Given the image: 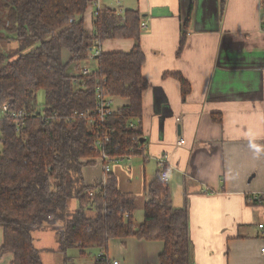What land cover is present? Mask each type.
<instances>
[{"label": "trees", "instance_id": "trees-1", "mask_svg": "<svg viewBox=\"0 0 264 264\" xmlns=\"http://www.w3.org/2000/svg\"><path fill=\"white\" fill-rule=\"evenodd\" d=\"M88 1L0 0V103L29 114L17 126L11 120L0 123V256L12 254V264H44L33 233L52 231L64 255L70 248L80 256L92 246L106 251L111 239L134 236L164 243L160 264H188L187 206L172 205L158 174L148 186L138 226L136 197L118 190L115 175L106 172L102 181L84 182L83 166L92 165L102 152L109 157L140 152L142 94L148 87L141 71L145 54L139 44V12L117 14L102 6L88 32ZM115 38L136 43L129 53H100L87 75L67 73L69 63L79 67L105 40ZM63 48L70 53L65 64ZM97 87L106 97L129 100L101 126L86 114L95 109ZM39 90L45 92L41 104ZM130 121L136 125L129 127ZM98 131L105 136L101 147L95 144ZM72 199L77 201L74 211L69 210ZM70 259L65 255L63 264Z\"/></svg>", "mask_w": 264, "mask_h": 264}, {"label": "crops", "instance_id": "crops-1", "mask_svg": "<svg viewBox=\"0 0 264 264\" xmlns=\"http://www.w3.org/2000/svg\"><path fill=\"white\" fill-rule=\"evenodd\" d=\"M101 3L117 7L115 0ZM121 8L137 10L146 24L139 44L148 87L139 124L143 148L109 165L118 190L143 207L160 171L157 157L169 153L172 205L188 210V264H264L258 227L264 224V0H122ZM84 27L93 31L87 11ZM135 43L107 39L98 49L129 53ZM61 59L69 62L65 48ZM90 60L85 68L93 70ZM109 101L112 113L129 105L119 96ZM93 161L82 168L87 185L106 175L102 159ZM253 195L261 200L250 202ZM163 248L162 241L129 236L111 239L106 251L119 264H160ZM12 260L10 253L0 256V264Z\"/></svg>", "mask_w": 264, "mask_h": 264}, {"label": "built area", "instance_id": "built-area-1", "mask_svg": "<svg viewBox=\"0 0 264 264\" xmlns=\"http://www.w3.org/2000/svg\"><path fill=\"white\" fill-rule=\"evenodd\" d=\"M121 1L122 0H115L117 3V7L114 10L115 13L119 14L122 13L123 10L121 8ZM102 8V3L101 0H89L87 3V7L85 9V12H89L93 17L97 15V13L100 11ZM140 28L141 30L146 29V24L145 22L140 23ZM262 30L264 31V25H262ZM100 54V50L96 48L93 50L91 53V57L94 58L97 55ZM90 73V70L88 68H84L81 70L80 74L82 75H87ZM111 97H106L103 93L100 87L96 88V104H95V109L92 112H87V116L91 117L92 120L98 125L101 126L106 117L112 113L110 109V99ZM28 112L24 109H14L8 102H3L0 103V123L6 120H11L13 121L16 126L18 124H22L25 119L28 117ZM176 121L179 122V118H176ZM136 125L135 121H130L128 126L129 127H134ZM109 132H112V129L108 130ZM95 144L97 147H101L103 145V139H105V136L102 135L101 132H97L96 137H95ZM184 144V139L181 136H178L175 142V146L179 147ZM143 145L138 147V150H141ZM102 161L104 162V170L105 172H109V165L113 161H118L119 157H109L106 153H103L99 156ZM158 164L160 165V171L158 173L159 178L164 186H167L171 179V163H170V156L169 153L164 152L161 155L157 157ZM104 180V179H103ZM261 200V197L258 195H253L252 197L249 198V201L252 203L259 202ZM127 216V214H126ZM260 229L264 228V224L260 223L258 225ZM261 253L264 254V246L261 247L260 249ZM94 260L96 264H119L118 260L114 259L112 256L108 254L107 251H97Z\"/></svg>", "mask_w": 264, "mask_h": 264}, {"label": "rangeland", "instance_id": "rangeland-1", "mask_svg": "<svg viewBox=\"0 0 264 264\" xmlns=\"http://www.w3.org/2000/svg\"><path fill=\"white\" fill-rule=\"evenodd\" d=\"M14 44H12L13 46ZM92 60H86L80 63L78 69L75 68L74 64L69 63L67 66V73L68 74H74L78 75L80 74L81 70H83L85 67L90 65ZM36 100L38 103H44L45 101V92L43 90H39L36 93ZM111 163H114L111 162ZM110 163V164H111ZM140 199L137 198V203L140 204ZM139 201V202H138ZM77 207V201L72 199L69 203V210L74 211ZM134 222L135 225L138 226L140 222H142L143 218V207L138 205L136 207V210L134 211ZM38 232H34L33 236L37 237ZM38 236H41L40 240L37 241L36 239V246L41 249L42 253V260L44 264H63V259L66 256L71 257V259L67 262V264H92V258L96 254L97 247L92 246L86 250L87 254L85 256H80L78 253L77 248H70L67 250L66 254H61L57 251V245H56V237L54 232L47 231L44 232V234H40Z\"/></svg>", "mask_w": 264, "mask_h": 264}, {"label": "bare ground", "instance_id": "bare-ground-1", "mask_svg": "<svg viewBox=\"0 0 264 264\" xmlns=\"http://www.w3.org/2000/svg\"><path fill=\"white\" fill-rule=\"evenodd\" d=\"M123 157H125V156H119V160H120L121 158H123Z\"/></svg>", "mask_w": 264, "mask_h": 264}, {"label": "water", "instance_id": "water-1", "mask_svg": "<svg viewBox=\"0 0 264 264\" xmlns=\"http://www.w3.org/2000/svg\"><path fill=\"white\" fill-rule=\"evenodd\" d=\"M144 139L141 140V142H143Z\"/></svg>", "mask_w": 264, "mask_h": 264}]
</instances>
